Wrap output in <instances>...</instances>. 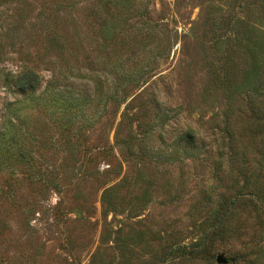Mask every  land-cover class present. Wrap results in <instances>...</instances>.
<instances>
[{"label":"rangeland","instance_id":"obj_1","mask_svg":"<svg viewBox=\"0 0 264 264\" xmlns=\"http://www.w3.org/2000/svg\"><path fill=\"white\" fill-rule=\"evenodd\" d=\"M256 71L264 0H0V264H264Z\"/></svg>","mask_w":264,"mask_h":264},{"label":"trees","instance_id":"obj_2","mask_svg":"<svg viewBox=\"0 0 264 264\" xmlns=\"http://www.w3.org/2000/svg\"><path fill=\"white\" fill-rule=\"evenodd\" d=\"M257 66H258V62H256V64H255V67H257ZM261 67H263L262 63H261ZM255 75H256L255 84H257L256 86L258 89L264 84V74H263V72L260 74L256 71ZM40 83H41V80H40L39 75L36 72H34L33 70L23 71L14 79V87L22 95L34 92L40 86ZM194 138L195 137H194L192 132L183 133L181 135V140H187V141L189 140L191 143H192V141H194ZM133 139H135V137L130 138V140H128L126 143H124V141H120V140L119 141L128 150V148L131 144V141ZM234 152H233V155H231V158L232 157L238 158L239 156H241L242 158H245V156H246L245 153L235 154ZM215 236H216V231L212 230V232H210V234L206 238H201L200 240H198V242L196 244L191 245V247L188 249L189 254L197 253L200 256H203L204 259H206V258L213 259V256L210 253V250H211L212 245H213L211 243L212 242L211 239L214 238ZM184 252H186V248L182 249V253H184Z\"/></svg>","mask_w":264,"mask_h":264},{"label":"water","instance_id":"obj_3","mask_svg":"<svg viewBox=\"0 0 264 264\" xmlns=\"http://www.w3.org/2000/svg\"><path fill=\"white\" fill-rule=\"evenodd\" d=\"M215 261L217 264H229L231 262L230 259H225L222 255L215 257Z\"/></svg>","mask_w":264,"mask_h":264}]
</instances>
